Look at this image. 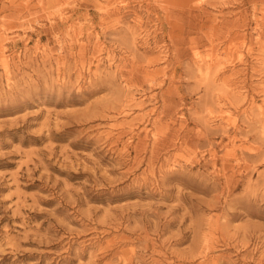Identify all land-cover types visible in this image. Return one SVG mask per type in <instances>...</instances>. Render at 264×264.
Listing matches in <instances>:
<instances>
[{
  "label": "rangeland",
  "instance_id": "rangeland-1",
  "mask_svg": "<svg viewBox=\"0 0 264 264\" xmlns=\"http://www.w3.org/2000/svg\"><path fill=\"white\" fill-rule=\"evenodd\" d=\"M263 91L264 0H0V264H264Z\"/></svg>",
  "mask_w": 264,
  "mask_h": 264
},
{
  "label": "bare ground",
  "instance_id": "bare-ground-1",
  "mask_svg": "<svg viewBox=\"0 0 264 264\" xmlns=\"http://www.w3.org/2000/svg\"><path fill=\"white\" fill-rule=\"evenodd\" d=\"M224 1H225V0H224ZM224 1L221 0V2H223V3H224ZM234 2H235V1H234ZM225 3H226V2H225ZM218 4H219V3H218ZM231 4H232V3H231ZM225 5H226V4H225ZM226 6H228V4H227ZM220 7H221V5H220ZM198 58H199V57H198ZM207 61H208V60H207ZM15 62H16V61H15ZM204 62H206V61L204 60ZM204 62H203V63H204ZM17 63H18V62H17ZM203 63H202V65H203ZM194 64H195V63H194ZM205 65H206V64H205ZM195 67H196V66H195ZM203 67H204V66H203ZM207 67H208V66H207ZM200 68H202V67L200 66ZM205 68H206V67H205ZM196 69H198V67H197ZM206 70H208V69L206 68L205 71H206ZM198 71H199V70H198ZM203 71H204V70L202 69V72H203ZM262 87H263V86H262ZM263 92H264V91H263ZM251 100H252V99H251ZM141 103H143V102H141ZM138 105H139V104H138ZM251 106H252V105H251ZM255 106H256V104H255ZM256 107H257V106H256ZM258 107H259V106H258ZM251 108H252V107H251ZM257 109H258V108H257ZM257 109H256V110H257ZM250 110H251V109H250ZM250 110H249V111H250ZM259 110H260V108H259ZM220 111H222V110H220ZM262 112H263V111H262ZM262 112H261V113H262ZM224 115H225V114H224ZM261 119H262V118H261ZM262 120H263V119H262ZM233 121H234V120H233ZM226 126H227V125H226ZM260 127H261V126H260ZM261 129H262V127H261ZM238 155H239V154H238ZM170 160H171V159H170ZM170 160H169V161H170ZM170 162H171V161H170ZM165 165H166V164H165ZM167 165H168V164H167ZM168 166H169V165H168ZM175 167H176V166H175ZM203 238H204V237H203ZM203 238H202V239H203ZM208 244H209V243H208ZM224 244H225V243H224ZM201 245H202V244H201ZM201 248H202V246H201ZM199 249H200V248H199ZM207 249H209V248H207ZM207 249H206V250H207ZM204 250H205V248H204ZM207 252H210V251H207ZM202 253H204V252H202ZM200 255H201V254H200ZM202 255H203V254H202ZM208 255H209V254H208ZM200 259H201V258H200Z\"/></svg>",
  "mask_w": 264,
  "mask_h": 264
}]
</instances>
